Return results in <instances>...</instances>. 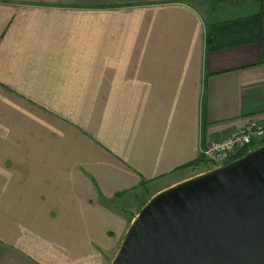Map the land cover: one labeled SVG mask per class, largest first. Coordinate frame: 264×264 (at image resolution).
<instances>
[{"label":"crops","instance_id":"0c3cea01","mask_svg":"<svg viewBox=\"0 0 264 264\" xmlns=\"http://www.w3.org/2000/svg\"><path fill=\"white\" fill-rule=\"evenodd\" d=\"M254 117L264 0H0V264H111Z\"/></svg>","mask_w":264,"mask_h":264},{"label":"water","instance_id":"95a60500","mask_svg":"<svg viewBox=\"0 0 264 264\" xmlns=\"http://www.w3.org/2000/svg\"><path fill=\"white\" fill-rule=\"evenodd\" d=\"M111 264H264V145L153 196Z\"/></svg>","mask_w":264,"mask_h":264},{"label":"built area","instance_id":"2783aa9c","mask_svg":"<svg viewBox=\"0 0 264 264\" xmlns=\"http://www.w3.org/2000/svg\"><path fill=\"white\" fill-rule=\"evenodd\" d=\"M264 138V122L259 118H251L247 124L228 135L209 144L203 155L213 165L210 171L239 159L255 148H250L256 141ZM245 151V152H243Z\"/></svg>","mask_w":264,"mask_h":264},{"label":"rangeland","instance_id":"374dc122","mask_svg":"<svg viewBox=\"0 0 264 264\" xmlns=\"http://www.w3.org/2000/svg\"><path fill=\"white\" fill-rule=\"evenodd\" d=\"M263 143V142H262ZM262 143H258L257 145H252V146H250V148L252 149V148H255L256 146H259V144L261 145ZM206 150V149H205ZM204 150V151H205ZM203 151V152H204ZM243 152H245V151H243ZM207 161V160H206ZM208 164V167H209V169H211L212 167H213V165H211L210 163H207ZM197 176V175H196ZM195 177V176H194ZM139 197V196H138ZM146 197H147V194L145 193V192H143L142 194H140V199H141V201H144V199H146ZM138 199V198H137ZM137 199H134V203L137 201ZM148 199V198H147ZM141 201H138V202H136L135 204H134V208H136V209H138L139 207H140V202ZM139 203V204H138ZM128 208V207H127ZM135 218V217H134Z\"/></svg>","mask_w":264,"mask_h":264},{"label":"trees","instance_id":"16d2710c","mask_svg":"<svg viewBox=\"0 0 264 264\" xmlns=\"http://www.w3.org/2000/svg\"><path fill=\"white\" fill-rule=\"evenodd\" d=\"M264 144V142L261 144V145H263ZM260 145V144H259ZM258 146H256L255 148H257Z\"/></svg>","mask_w":264,"mask_h":264}]
</instances>
